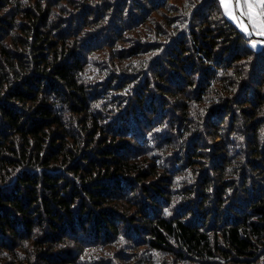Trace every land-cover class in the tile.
I'll use <instances>...</instances> for the list:
<instances>
[{"label":"trees","instance_id":"16d2710c","mask_svg":"<svg viewBox=\"0 0 264 264\" xmlns=\"http://www.w3.org/2000/svg\"><path fill=\"white\" fill-rule=\"evenodd\" d=\"M195 2L0 0V264H264V46Z\"/></svg>","mask_w":264,"mask_h":264},{"label":"snow or ice","instance_id":"6c2138e0","mask_svg":"<svg viewBox=\"0 0 264 264\" xmlns=\"http://www.w3.org/2000/svg\"><path fill=\"white\" fill-rule=\"evenodd\" d=\"M224 14L236 22L247 35L264 37V0H220ZM247 18V23L242 19ZM251 28V31H249ZM264 41H252V47Z\"/></svg>","mask_w":264,"mask_h":264},{"label":"rangeland","instance_id":"374dc122","mask_svg":"<svg viewBox=\"0 0 264 264\" xmlns=\"http://www.w3.org/2000/svg\"><path fill=\"white\" fill-rule=\"evenodd\" d=\"M190 2V0H170V3L173 5L174 3H178V5H182V3L183 2ZM193 2L194 3H196L195 2V0H193ZM223 7V6H222ZM196 8L197 7H194V8H191V9H189V10H187L186 11V13H185V15H187V17H190V15L196 10ZM224 10V9H223ZM190 11V12H189ZM154 13V14H153ZM153 13H151V14H153L155 17H159V15L156 13V11L155 12H153ZM200 14V13H199ZM202 15V14H201ZM226 17L229 19V20H231L232 22H234L231 18H229L227 15H226ZM183 18V17H182ZM180 19V18H179ZM236 25H238L236 22H234ZM183 27L184 26H181V29H183ZM169 31H173L172 29H169ZM247 35V34H246ZM248 37H250L249 35H247ZM253 40H256V38H254ZM252 40V41H253ZM151 41H153V40H151ZM256 41H258V42H260V40H256ZM96 42V44H97V40L95 41ZM170 45H171V42L169 43ZM166 46V45H165ZM263 46H264V43H258L257 44V47L256 48H253V49H262L263 48ZM167 49H168V47L166 46V47H162V49L160 50V54H159V57H161L162 59H164L165 57L164 56H166V52H162L161 53V51H167ZM111 50L108 48L107 49V51H103V52H100V51H95V53L94 54H92V56L90 57V62H94L92 65H90V67H89V69H88V71L90 72V77H92V78H94V77H103L102 75H103V72L104 71H102L101 70V68L102 67H107V66H105V63L106 62H108V61H103V62H101V63H99V64H96V60L98 59V56L97 55H99V53H109ZM153 53V54H152ZM152 53H150L149 54V56H142V58H140V62L141 61H144V59H151V57H155V59H156V57H158V52H152ZM153 55V56H152ZM144 57H147V58H144ZM127 63H126V65H128L129 64V62H131V60H127L126 61ZM150 62H151V60H150ZM108 64H109V66L111 67V69H114V68H121V70H122V67H115L114 65H115V63L113 62V61H110V62H108ZM141 63H137V64H135L136 66H138V65H140ZM131 70H133V68H130L129 69V71H131ZM172 86H175V85H172ZM181 86H182V84H181ZM262 92L264 93V88H262ZM169 96V95H168ZM173 98V97H172ZM172 106L173 105H169L168 106V114L170 115L171 114V109H172ZM173 115H174V112L172 113V117H173ZM177 116V115H176ZM171 119V118H170ZM180 179V178H179ZM189 183H193L194 182V180L193 179H190V180H187ZM128 253V252H127Z\"/></svg>","mask_w":264,"mask_h":264},{"label":"water","instance_id":"95a60500","mask_svg":"<svg viewBox=\"0 0 264 264\" xmlns=\"http://www.w3.org/2000/svg\"><path fill=\"white\" fill-rule=\"evenodd\" d=\"M242 19L244 20L245 23H247V18L246 17H243ZM249 31H251V28H249ZM251 37H255L257 39L264 40V37H261L259 35H252Z\"/></svg>","mask_w":264,"mask_h":264}]
</instances>
